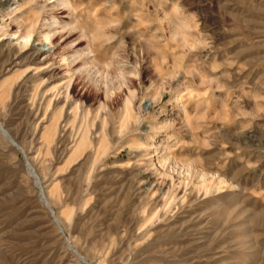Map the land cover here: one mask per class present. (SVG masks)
Listing matches in <instances>:
<instances>
[{
	"label": "rangeland",
	"instance_id": "rangeland-1",
	"mask_svg": "<svg viewBox=\"0 0 264 264\" xmlns=\"http://www.w3.org/2000/svg\"><path fill=\"white\" fill-rule=\"evenodd\" d=\"M66 1L0 0V264H264V0Z\"/></svg>",
	"mask_w": 264,
	"mask_h": 264
},
{
	"label": "bare ground",
	"instance_id": "bare-ground-1",
	"mask_svg": "<svg viewBox=\"0 0 264 264\" xmlns=\"http://www.w3.org/2000/svg\"><path fill=\"white\" fill-rule=\"evenodd\" d=\"M66 2H67V4L69 3L68 0H67ZM37 51H38V52H47V51H49V50H46L44 47L41 46V47L37 48ZM77 254H78V253H77Z\"/></svg>",
	"mask_w": 264,
	"mask_h": 264
}]
</instances>
